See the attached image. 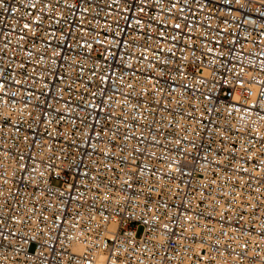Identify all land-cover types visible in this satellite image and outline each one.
<instances>
[{"label": "built area", "instance_id": "obj_1", "mask_svg": "<svg viewBox=\"0 0 264 264\" xmlns=\"http://www.w3.org/2000/svg\"><path fill=\"white\" fill-rule=\"evenodd\" d=\"M0 264H264V0H0Z\"/></svg>", "mask_w": 264, "mask_h": 264}]
</instances>
